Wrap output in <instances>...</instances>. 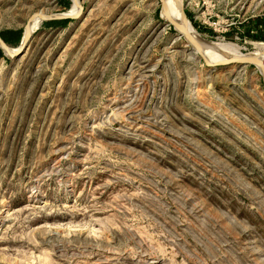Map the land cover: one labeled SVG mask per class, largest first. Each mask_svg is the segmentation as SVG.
Returning a JSON list of instances; mask_svg holds the SVG:
<instances>
[{"label": "rangeland", "instance_id": "374dc122", "mask_svg": "<svg viewBox=\"0 0 264 264\" xmlns=\"http://www.w3.org/2000/svg\"><path fill=\"white\" fill-rule=\"evenodd\" d=\"M75 5L0 0L33 31L0 57V264H264L260 69L205 64L159 0ZM181 5L211 45H264V0Z\"/></svg>", "mask_w": 264, "mask_h": 264}, {"label": "bare ground", "instance_id": "6f19581e", "mask_svg": "<svg viewBox=\"0 0 264 264\" xmlns=\"http://www.w3.org/2000/svg\"><path fill=\"white\" fill-rule=\"evenodd\" d=\"M72 2H73V6H71V8H69L67 11L62 12V14L73 17L78 15L79 8L75 5L76 0H72ZM159 3L161 5V17L168 20L169 22L176 23L177 25L176 27H178L180 30L186 32V34L191 36L198 44L200 53L208 60V62L210 63L226 62L232 58H241V57H252L255 58L257 61H261V62L263 61L262 59L264 58V45L254 44V46L257 45V47L255 48V50L249 53H240L236 49V46L234 47L233 45H229V44H228L229 46L224 45L226 47H223L222 44L211 45L196 36L197 34H195L194 30L187 22L184 14L180 9L181 0H159ZM32 32H33L32 26L28 25L25 29V35H30ZM20 47L21 46H19V49ZM19 49L18 48L10 49L7 46V49L4 51V53L11 56L13 52H16ZM222 52L224 53L222 54ZM256 66L259 68V65Z\"/></svg>", "mask_w": 264, "mask_h": 264}, {"label": "water", "instance_id": "95a60500", "mask_svg": "<svg viewBox=\"0 0 264 264\" xmlns=\"http://www.w3.org/2000/svg\"><path fill=\"white\" fill-rule=\"evenodd\" d=\"M180 9H181V4H180ZM36 14L37 18H39L40 21H50V20H62V19H66L68 17H70L69 15H64L62 13H57V14H50V15H40L37 13ZM32 14V15H34ZM172 28L179 34L181 35L185 41L190 45V48L197 52L199 54V56L202 58V60L204 61L205 64L209 65V66H213V65H221V64H226V63H230V62H236V63H240V64H252V65H259L260 68V74L262 76V79L264 81V64L263 61H257L255 58L252 57H241V58H232L226 62H215V63H210L208 62V60L200 53L199 51V46L196 43V41L189 36L188 34H186V32H183L182 30H180L178 27H176V23H172V22H168ZM25 27V26H24ZM29 35H25V31L23 28L22 34L20 36V40L18 43V46H21L20 49L15 52L13 55L18 54L25 46V43L28 39ZM17 46V47H18ZM0 49L2 51V54L5 55L4 51L7 49V45L0 39ZM12 55V56H13ZM7 56V55H6Z\"/></svg>", "mask_w": 264, "mask_h": 264}, {"label": "trees", "instance_id": "16d2710c", "mask_svg": "<svg viewBox=\"0 0 264 264\" xmlns=\"http://www.w3.org/2000/svg\"><path fill=\"white\" fill-rule=\"evenodd\" d=\"M60 6L66 8L68 4V0H58ZM67 19L62 20H50V21H43L42 24L46 26H53V25H60L64 24ZM20 30L19 29H3L0 30V39L6 45H16L20 39ZM2 51L0 49V57H2Z\"/></svg>", "mask_w": 264, "mask_h": 264}]
</instances>
